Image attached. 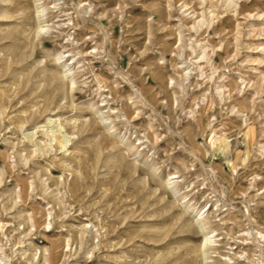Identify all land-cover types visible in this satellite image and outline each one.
<instances>
[{"label": "rangeland", "instance_id": "obj_1", "mask_svg": "<svg viewBox=\"0 0 264 264\" xmlns=\"http://www.w3.org/2000/svg\"><path fill=\"white\" fill-rule=\"evenodd\" d=\"M0 264H264V0H0Z\"/></svg>", "mask_w": 264, "mask_h": 264}, {"label": "bare ground", "instance_id": "obj_2", "mask_svg": "<svg viewBox=\"0 0 264 264\" xmlns=\"http://www.w3.org/2000/svg\"><path fill=\"white\" fill-rule=\"evenodd\" d=\"M196 253H202L203 251H207L210 248V237L205 236L203 240L195 246Z\"/></svg>", "mask_w": 264, "mask_h": 264}]
</instances>
